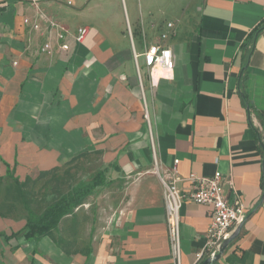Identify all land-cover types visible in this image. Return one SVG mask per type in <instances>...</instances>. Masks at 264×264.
<instances>
[{
  "label": "crops",
  "instance_id": "1",
  "mask_svg": "<svg viewBox=\"0 0 264 264\" xmlns=\"http://www.w3.org/2000/svg\"><path fill=\"white\" fill-rule=\"evenodd\" d=\"M1 7L0 192L12 184L7 166L19 183L34 181L83 152L129 182L116 203L102 194L106 187L97 189L38 241L23 237L26 213L3 195L0 204L14 202L15 210L3 211L0 235L16 236L2 242L0 264H174L156 174H168L174 161L183 194L191 175L219 173L227 202L246 210L237 236L210 264H264V29L257 32L264 28V0H0ZM143 15L151 21L148 41ZM168 22L176 31L168 41L172 78L153 86L144 68V84L128 28L140 53L143 40L155 43ZM81 27L89 32L77 44ZM46 43L50 54L40 52ZM46 141L56 146L43 151L34 144ZM43 186L42 180L31 187L35 207ZM96 203L83 246L77 232L89 222L76 215H88ZM209 210L184 200L180 264H194Z\"/></svg>",
  "mask_w": 264,
  "mask_h": 264
},
{
  "label": "built area",
  "instance_id": "2",
  "mask_svg": "<svg viewBox=\"0 0 264 264\" xmlns=\"http://www.w3.org/2000/svg\"><path fill=\"white\" fill-rule=\"evenodd\" d=\"M27 23V20L24 21ZM166 31L161 32L158 40L153 44H146L143 40L142 51H135L132 43V33L128 28V35L131 40L132 58L136 68L137 76L140 78L141 67L145 68L150 82L156 86L160 79L172 78L173 57L172 48L168 41L175 37V25L171 22L165 24ZM89 30L81 27L77 30L74 40L77 44L83 42ZM144 39L145 35L141 32ZM57 39L61 42L60 49L68 50V45L64 43L65 35L57 33ZM52 51L49 44H44L40 52L50 54ZM141 60V64L140 61ZM157 72L161 74L156 75ZM147 119V113H144ZM168 174L161 175L156 170L160 183L163 188L164 202L166 209V226L168 239L171 247V255L174 264H180V232H179V211L185 199L191 200L194 204L207 206L210 208V222L203 236V246L195 254L194 264H202L206 260L212 261L219 253L222 244L235 232L243 223L246 217V210L239 204H230L227 202L223 192L224 180L219 173H215L208 178H198L195 175L189 177L191 189L188 194H183L176 186L177 178L176 166ZM156 168V165H155Z\"/></svg>",
  "mask_w": 264,
  "mask_h": 264
},
{
  "label": "trees",
  "instance_id": "3",
  "mask_svg": "<svg viewBox=\"0 0 264 264\" xmlns=\"http://www.w3.org/2000/svg\"><path fill=\"white\" fill-rule=\"evenodd\" d=\"M4 10L3 7L0 11ZM264 28L259 29L260 33ZM88 154L83 152L78 156L72 158L62 169L52 170L50 172L42 173L37 180L26 178L24 182L19 183L17 178L13 177L12 171H9L7 166L6 177L12 181V184L5 190L4 200L10 198L21 205L25 211V226L21 230L25 232L24 238L28 240L38 241L43 237H49L56 231L60 220L66 216L72 215L74 210L84 204L85 200L92 196L97 189L104 188L108 185L107 174L108 167H103L102 170L95 172L90 179L86 181H77L72 185V172H75L77 163L86 158ZM43 180L44 192L39 195V206L42 210L39 213L32 211V206L36 205L35 198L37 194L31 190L37 182ZM1 183V179H0ZM71 184V185H70ZM41 194V193H40ZM7 201V200H6ZM14 202L10 204H0V217L5 218L7 215L3 213L2 205L10 212L14 209ZM16 234L9 237L0 235L8 242L14 238Z\"/></svg>",
  "mask_w": 264,
  "mask_h": 264
},
{
  "label": "rangeland",
  "instance_id": "4",
  "mask_svg": "<svg viewBox=\"0 0 264 264\" xmlns=\"http://www.w3.org/2000/svg\"><path fill=\"white\" fill-rule=\"evenodd\" d=\"M123 13V11H122ZM124 15V13H123ZM156 18H159V19H165V21H168L170 18H168L167 16H155ZM143 18H144V26L146 25V29H144V33L146 34V37H147V41H148V38H150V33L148 31V29L150 28V25L148 23H150L151 21H149V18L146 17L145 15H143ZM125 20V19H124ZM126 23V22H125ZM130 25H131V29L134 33L135 31V23L131 22V19H130ZM140 31V29H139ZM139 37H140V40H141V36L139 34ZM135 43H138V37L135 36ZM142 76H143V80H144V84H146V75H145V70L144 68L142 67ZM148 104H149V101H148ZM23 140V139H22ZM36 145L37 148H39L40 150H43V151H50V149L54 146H56V144L54 143H49V142H42V143H34ZM19 164H17L18 166ZM103 165L101 164V162L99 161V159L94 155L92 157H89V158H84L82 160H80L77 165H76V169H75V172L73 173L72 172V176L74 177V180L72 178V181H71V184L74 185L75 184V179L77 181H86L88 179H90V177L97 171L99 170H102L103 169ZM1 165H0V170H1ZM1 172V171H0ZM110 174V175H109ZM107 181L109 182L108 185L106 186V189L103 190V195H107V197L110 196V199H112V203H116L118 198H117V195H119V198L121 196V189H122V184H125V183H128L129 180H127V177H124L122 179L121 176L117 175L115 172L111 171V169L109 170V173L107 174ZM8 181L6 180L5 182V186H7L8 184ZM70 184V185H71ZM119 187L120 190H117V188ZM5 193L6 191H3V192H0V200H1V197L4 195L5 196ZM3 204V203H2ZM2 207V210H5L7 212H10L8 211L3 205L1 206ZM43 206L40 208V207H35V206H32V211L35 212V213H39L41 210H42ZM97 203L96 204H90V208L88 209L89 213L88 215H85L84 213H78L76 215V218L78 220H81V224L84 223L85 221V217L87 218L89 224L87 225V228L86 230L82 231L81 233H78L79 234V241H80V244L85 246V244H87L88 242V234H89V228H91V225H90V221H91V212L93 213L94 215V211H96L97 209ZM93 209V210H91ZM15 209H13L14 211ZM21 216V212L18 213V216L15 218V219H19ZM79 223H75V225H78ZM62 229V232H61V238L65 241H68L67 237H66V233L69 232V221H67L65 223V225L61 227ZM54 237L56 238V235H54ZM76 240V239H75ZM22 241V240H21ZM2 242H6L3 237H0V252L4 251V248L5 246L3 245ZM9 242V241H8ZM24 242V241H22ZM7 243V242H6Z\"/></svg>",
  "mask_w": 264,
  "mask_h": 264
},
{
  "label": "water",
  "instance_id": "5",
  "mask_svg": "<svg viewBox=\"0 0 264 264\" xmlns=\"http://www.w3.org/2000/svg\"><path fill=\"white\" fill-rule=\"evenodd\" d=\"M239 228V227H238ZM238 228L235 230V232L222 244L219 253L215 256V258L210 261V260H206L204 261L202 264H210L211 262H214L216 260H218L220 258V256L222 255V253L225 251V249L227 248L228 244L237 236L238 234Z\"/></svg>",
  "mask_w": 264,
  "mask_h": 264
}]
</instances>
